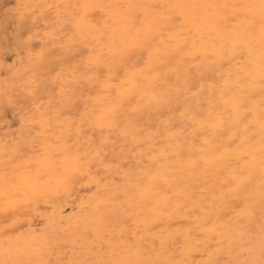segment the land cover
<instances>
[{
    "label": "snow or ice",
    "instance_id": "obj_1",
    "mask_svg": "<svg viewBox=\"0 0 264 264\" xmlns=\"http://www.w3.org/2000/svg\"><path fill=\"white\" fill-rule=\"evenodd\" d=\"M15 16L29 68L0 91V264H264V0ZM77 184L96 189L84 224L16 228Z\"/></svg>",
    "mask_w": 264,
    "mask_h": 264
},
{
    "label": "rangeland",
    "instance_id": "obj_2",
    "mask_svg": "<svg viewBox=\"0 0 264 264\" xmlns=\"http://www.w3.org/2000/svg\"><path fill=\"white\" fill-rule=\"evenodd\" d=\"M233 1L239 3L237 0ZM21 2L22 0H0V62L2 61V65L0 64V91L5 86L9 89L14 85L18 86L26 76L29 68V55L24 50L22 43V36L26 38V34L17 27L20 22L15 16V5ZM51 2L79 3V0H51ZM114 3L115 0H112L111 4ZM223 3L225 2L220 4ZM37 44L38 41L33 42L34 47ZM35 50L38 51V47ZM5 135L6 130L0 125V157L3 156ZM7 139L9 142L11 141L12 136L10 133H7ZM2 166L3 162L0 159V168ZM96 203V189L92 186L77 184L68 193L55 197L54 204L41 203L39 214L37 211H33L30 215L24 214L16 228L26 233L30 229L39 232L45 229L46 226L51 232L55 229L59 230L61 225L70 230L71 228L75 230L78 223L82 225L90 218V211L95 208ZM57 217L60 219L56 220ZM8 231L11 233L13 230L9 229ZM15 243V237L10 239L5 235L3 218L0 216V252L3 251L5 245H14Z\"/></svg>",
    "mask_w": 264,
    "mask_h": 264
},
{
    "label": "bare ground",
    "instance_id": "obj_3",
    "mask_svg": "<svg viewBox=\"0 0 264 264\" xmlns=\"http://www.w3.org/2000/svg\"><path fill=\"white\" fill-rule=\"evenodd\" d=\"M33 1L34 0H22V2H26V3H32ZM111 1L112 0H79V3L94 2V3H103V4H106V5H114V4H124V5L135 4V5H140V4H161V3L162 4H173V3H187V4H195V3H218V4H220L221 2L234 3L233 0H115V3L114 4H111ZM238 1H239V3L246 2V0H237V2ZM138 11H144V10L143 9H140ZM148 16H149V19H151V13H148ZM254 46L257 48V50L259 49V43H258V41L255 43ZM257 54H258V51H257ZM0 64L2 65V61L0 62ZM2 87H3V85L1 86V88ZM41 215H43V214L41 213ZM58 218L59 217H57L56 220H58ZM78 225H79V223H78ZM71 226H74V225H71ZM72 229L73 228H71V230Z\"/></svg>",
    "mask_w": 264,
    "mask_h": 264
}]
</instances>
